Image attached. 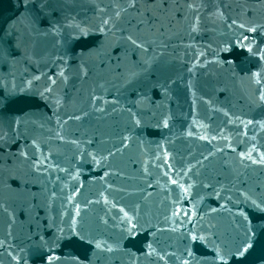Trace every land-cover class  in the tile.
I'll use <instances>...</instances> for the list:
<instances>
[{
  "label": "water",
  "instance_id": "water-1",
  "mask_svg": "<svg viewBox=\"0 0 264 264\" xmlns=\"http://www.w3.org/2000/svg\"><path fill=\"white\" fill-rule=\"evenodd\" d=\"M0 264H264V0H0Z\"/></svg>",
  "mask_w": 264,
  "mask_h": 264
}]
</instances>
